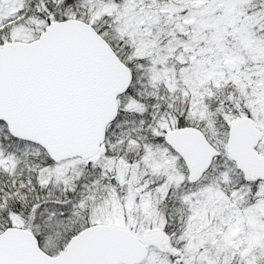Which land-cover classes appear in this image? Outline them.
Wrapping results in <instances>:
<instances>
[{"label": "snow or ice", "instance_id": "1", "mask_svg": "<svg viewBox=\"0 0 264 264\" xmlns=\"http://www.w3.org/2000/svg\"><path fill=\"white\" fill-rule=\"evenodd\" d=\"M0 264H264V0H0Z\"/></svg>", "mask_w": 264, "mask_h": 264}]
</instances>
